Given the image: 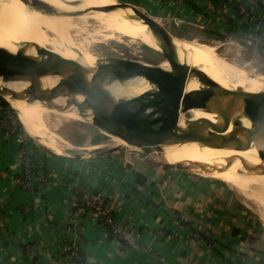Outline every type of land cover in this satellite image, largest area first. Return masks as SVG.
Returning <instances> with one entry per match:
<instances>
[{
	"label": "crops",
	"instance_id": "crops-1",
	"mask_svg": "<svg viewBox=\"0 0 264 264\" xmlns=\"http://www.w3.org/2000/svg\"><path fill=\"white\" fill-rule=\"evenodd\" d=\"M124 1L167 21L174 35L196 30L220 39L264 21L253 0ZM8 111L0 99V264H73L70 242L86 264H264V225L227 182L122 149L56 151L7 129ZM22 147L33 164L25 185ZM79 190L128 237L110 235L94 210L67 234Z\"/></svg>",
	"mask_w": 264,
	"mask_h": 264
},
{
	"label": "bare ground",
	"instance_id": "bare-ground-1",
	"mask_svg": "<svg viewBox=\"0 0 264 264\" xmlns=\"http://www.w3.org/2000/svg\"><path fill=\"white\" fill-rule=\"evenodd\" d=\"M41 1L63 11H66V7L69 6L66 3L74 5L80 3L78 6H73L75 11L84 12L97 7L94 0ZM28 8L19 0H12L10 3L8 0H0V48L11 54L25 55L37 62L50 59L51 53L62 55L64 51L67 54L65 58L74 59L84 66L87 71V80L96 95H106L112 105H118L136 127L149 133L153 139L165 136L172 127L176 116L171 113L174 107L183 102L197 101L216 102L226 108L227 112L220 113L200 108L194 109L201 113L213 114L230 123L231 130L228 129L219 135L234 130L245 131L253 126L259 136L264 139V118L245 109L243 101L230 103L228 97H225L227 94H224L232 91H244L250 94L264 93V76L256 74L249 66L240 65L234 60L218 61L205 53H189L180 48L176 38H172L174 45L172 49L162 41L159 35L149 31L143 22L133 19L132 15H125L123 19L121 14L114 12L90 10L91 12L86 14L97 19L110 30L129 33L151 48L165 53V57L173 60L175 64L189 69L185 79H174L170 84V89L174 93L181 94L180 97L168 91L158 75H151L146 69L139 70L128 78H119L111 73L99 80L93 78L99 66L117 63L98 61L97 58L93 60L90 58L91 53L86 52L83 44L71 39L70 31L75 28L82 16L62 15L61 17L53 14L52 16ZM126 20L135 26H128ZM78 49L84 51L85 56L82 59L78 57ZM5 65L1 64L0 69H3ZM157 65L165 76L176 77L177 71L167 59ZM121 67L124 70H130L133 65ZM196 72L206 75L209 81H202L200 74ZM66 76L67 73L54 72L36 78L41 92L52 91L56 95L49 101L37 99L31 79L20 72H14L8 76L0 75V90L5 92L23 123L32 132L44 127L46 129V126L55 120L53 113L57 111L65 112L68 116L95 115L93 107L84 94L67 81L60 82ZM221 89L224 92H220ZM0 93L4 96L3 92L0 91ZM190 122L195 121L180 115L181 129L191 131ZM206 133L209 132L206 130ZM203 137L202 131L197 133L193 140L173 139L151 149L132 145L120 137H116L115 142L123 146H134L138 151L150 152L146 155L150 160L170 166H190L192 169H199L203 174L226 181L250 199L264 222V153L246 140H236L225 146H216L212 142L202 143L197 140Z\"/></svg>",
	"mask_w": 264,
	"mask_h": 264
},
{
	"label": "rangeland",
	"instance_id": "rangeland-1",
	"mask_svg": "<svg viewBox=\"0 0 264 264\" xmlns=\"http://www.w3.org/2000/svg\"><path fill=\"white\" fill-rule=\"evenodd\" d=\"M8 1L10 3V1L12 0H8ZM19 1L23 3L26 7H29L28 9L32 11L36 10L37 12L46 15L53 14L55 16H61V17L62 15L63 16L67 15L70 17L82 16L80 18V21L76 24L75 28H73L70 31V37L76 43L80 42L81 44H83L86 52L89 54L91 53L90 58H92L93 60L97 58L96 60L98 61L102 60L108 63H117L118 65L122 66V65H133L132 64L133 61H141L150 64H159L163 61H166L167 59L165 57V53H162L156 48L154 49L151 48L147 44L131 36L129 33L114 32L113 30H110L109 28L104 26L97 19L87 15L91 11H96V12L103 11L107 13L114 12L115 14H121L123 19H125V15H130V16L132 15L134 16L133 19H136L139 22H143L148 27L149 31L154 32L152 28L144 21V19H142L136 14V12L131 6L132 4L127 3L124 0H117L119 3H117L114 0H94L97 7L88 9L89 11L85 10L84 12L81 10L75 11V9H73V6H78L80 5V3L78 4L75 3V5L73 3L71 4L66 3L70 7L67 6L65 9L66 11H63L41 0L39 1L47 4L50 8L46 9L41 5L34 3L33 0H29V1L19 0ZM253 1L255 4H257L256 0ZM261 1L262 0H260V2ZM102 4H105L106 6ZM124 4H131V5H124ZM136 7L140 9L144 14H147L152 18H154L155 20H157L161 24V26L166 28L169 32L171 33L174 32L170 29L167 21L158 19L157 17H153L152 14L144 8L138 6ZM106 8H111V9L106 10ZM246 10L247 8L243 10L245 14V18H250L251 15H249V12ZM77 11H79V13ZM81 14H83L84 16ZM126 22L127 25L130 27L135 26V24H133L130 21L126 20ZM258 28L259 27H256L254 30L250 31L251 35L249 33H246V31H244L241 35H224V37L220 39L217 37L209 36L203 32H199L196 30L190 31L189 33L187 32L185 36L171 34V45L173 46V47L171 46V48L174 49L172 38H176L179 41L178 44L182 50L194 54H197L198 52L205 53L211 56L213 59L214 58L215 60L217 59L218 61L234 60L240 65L249 66L254 70L256 74H261L264 76V41L262 38L254 34ZM79 50L81 49H78V53H79L78 57L82 59L85 56V54L84 51L82 50L79 51ZM66 55L67 54L64 51H62L61 56L64 57ZM146 71L148 70L146 69ZM0 91L3 92L4 96L6 97L5 92L2 90ZM4 96L0 93V99H5L8 102L9 99L6 97L8 99L7 100ZM8 103H9V107L15 109L10 101ZM175 109H177V107L176 108L174 107L171 112L174 115H176ZM16 113L19 117L17 111ZM180 115H183V117H185L186 119L194 120V121L206 119L209 121H221L228 123L227 120L218 118L213 114L201 113L196 110L194 111V109L181 111ZM53 118L55 119L52 120L53 124L51 122L50 123L51 125L49 124L48 126H46V129L44 127L43 129L37 130L38 132L37 131L32 132L23 123L21 117H19L20 121L23 124V128H21V130L27 133L30 137H32V139H34V141H36L37 143L41 145H46L56 151H66L72 154H79L87 151L88 149H89L88 151H90L92 149L95 150L96 148H99V150L102 151L108 149H113V150L122 149L124 151L141 154L145 158L149 159L146 155H148L150 152L138 151L135 149L134 146H128V145L123 146L117 144L115 142V138L118 136H114L111 134L112 128L105 119L96 117L95 115L92 114L68 116V114H66L65 112L62 113L61 111L54 112ZM228 129L231 130V127L228 126L223 130H217L212 125L207 131L211 134H216V133L219 134L224 131H227ZM151 161L157 164H163L159 161H153V160ZM179 168L187 169L192 173L208 176L200 172L199 169H192V167L189 166H179ZM238 194L244 200V203L249 207V209L253 211L254 215L264 225V222L260 219V216L257 213V211L254 209L250 199L247 196H243L239 192Z\"/></svg>",
	"mask_w": 264,
	"mask_h": 264
},
{
	"label": "water",
	"instance_id": "water-1",
	"mask_svg": "<svg viewBox=\"0 0 264 264\" xmlns=\"http://www.w3.org/2000/svg\"><path fill=\"white\" fill-rule=\"evenodd\" d=\"M34 3L41 5L42 7L49 9V6L39 0H33ZM123 5V4H122ZM127 5V4H124ZM131 5V4H130ZM136 14L144 19V21L152 28V30L160 36L162 41L168 47H171V32L166 28L161 26V24L152 18L151 16L144 14L140 9L135 5H131ZM111 8H106V10ZM167 58V57H166ZM167 60L172 64L174 70L177 71L176 77H167L162 71L157 67V64H150L141 61H133V67L130 70H124L120 65H101L94 73L93 78L101 79L108 74H114L119 78H128L137 73L139 70L147 69L148 72L158 75L162 84L166 87L176 97H180L181 94L174 93L170 89V84L174 79H185L188 76L189 69L181 67L173 62V60L167 58ZM6 64L3 69H0V75L8 76L14 72H20L25 77L30 78L32 81V87L35 90L36 98L44 101H49L56 97V95L50 91L49 93L41 92L36 78L40 75H45L48 73H67V76L62 79V81H67L69 84L76 87L82 94L86 96V100L93 107L94 114L96 117L105 119L112 127L111 134L118 136L125 140L126 142L141 147L143 149H151L152 147H158L160 144H163L167 141L173 139H186L193 140L195 135L199 132H204L203 139H197L202 143L212 142L216 146H225L236 140H246L254 145L257 149L264 153V139H262L256 129L251 126L245 131L234 130L219 134L206 133V130L210 126H214L217 130H223L227 128L230 123L221 122V121H209V120H199L195 122H190L191 131L181 129L179 127L180 112L192 110L195 108L205 109L206 111L212 112H227L226 108L222 107L216 102H193L187 103L183 102L177 106L175 121L172 127L169 129L167 134L163 137H158L153 139L152 136L143 131L142 129L136 127L122 112L118 105H112L106 95H96L93 91L92 85L87 80V71L84 66L74 60L67 59L59 54L51 53L50 59H45L41 62L34 61L33 59L22 55V54H11L5 49L0 48V65ZM200 79L204 82L209 81V78L206 75H203L200 72ZM220 92H224L223 89ZM227 94L228 100L232 102L243 101L244 108L248 111L264 118V93L259 94H250L244 91H232ZM222 95V98L224 97ZM218 105V106H217ZM7 129H11L9 125L6 126ZM110 151H113L111 149ZM170 166V165H166ZM179 167V166H172ZM190 167V166H189Z\"/></svg>",
	"mask_w": 264,
	"mask_h": 264
},
{
	"label": "built area",
	"instance_id": "built-area-1",
	"mask_svg": "<svg viewBox=\"0 0 264 264\" xmlns=\"http://www.w3.org/2000/svg\"><path fill=\"white\" fill-rule=\"evenodd\" d=\"M257 4L260 0H256ZM22 155L25 160V169L22 176V182L23 184H27L28 181L32 177L33 172V164L30 159V156H28V153L26 150H22ZM90 194V193H89ZM87 210H94L98 214L99 221H101L104 225L111 226L113 229V232L115 236H117L119 239H124L128 237V233L122 229L121 226L116 224L111 217L110 213L108 212L107 208H104L102 203L99 202V204L93 202L90 199V195H86L84 201L79 206H75L73 209V212L70 215V221L69 225L67 227V234H76L77 228L80 224L82 216L85 214ZM69 256L73 260V264H86V262H83L81 260V249L79 245L75 242H70L68 246Z\"/></svg>",
	"mask_w": 264,
	"mask_h": 264
},
{
	"label": "trees",
	"instance_id": "trees-1",
	"mask_svg": "<svg viewBox=\"0 0 264 264\" xmlns=\"http://www.w3.org/2000/svg\"><path fill=\"white\" fill-rule=\"evenodd\" d=\"M259 4H260V6L262 8H264L263 0L261 2H259ZM247 11H250V8H247ZM238 14H239V10H238ZM254 34H256V36H259L260 38H262L263 41H264V21L260 23L259 28L256 30V32ZM1 100H2V104L5 107L8 108L9 107V103L5 99H1ZM8 110H9L8 111L9 117L7 119V124L11 127V130L13 128H15V127H18L19 129L23 128V124L20 121V119H19V117H18L15 109L9 107ZM22 150H26V149L24 147H22ZM138 177H139V180L140 181H143V179H141L140 176H138ZM86 195H90V194L87 191H85V190H79V191H77V204H76L77 206L81 205V203L84 201ZM90 199H91V195H90ZM103 207L105 208L104 205H103ZM100 223L103 224L101 221H100ZM104 226L108 228L110 235L115 236V234H114L113 229H112L111 226H107V225H104ZM200 236H201V238H203L209 244H213L214 243L213 240L210 239L207 235H205L203 233H200ZM81 260L83 262H86V258L84 257V255H83L82 252H81Z\"/></svg>",
	"mask_w": 264,
	"mask_h": 264
}]
</instances>
